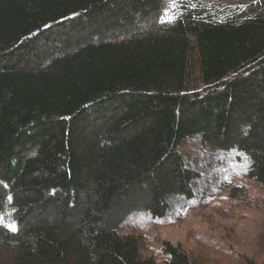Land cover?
<instances>
[{
    "label": "trees",
    "instance_id": "16d2710c",
    "mask_svg": "<svg viewBox=\"0 0 264 264\" xmlns=\"http://www.w3.org/2000/svg\"><path fill=\"white\" fill-rule=\"evenodd\" d=\"M168 2L0 0V264H198L115 217L264 186V0Z\"/></svg>",
    "mask_w": 264,
    "mask_h": 264
},
{
    "label": "rangeland",
    "instance_id": "374dc122",
    "mask_svg": "<svg viewBox=\"0 0 264 264\" xmlns=\"http://www.w3.org/2000/svg\"><path fill=\"white\" fill-rule=\"evenodd\" d=\"M219 1L225 4L231 0ZM182 2L169 0L163 19L181 12ZM211 161L210 156L203 158L194 170L198 174L192 180V186L194 191H200L196 195L203 194L216 181L218 173L225 171ZM203 168L208 170L203 171ZM236 181L248 183L245 196L242 192V197H233L225 189L207 206L189 209L174 219L156 221L148 216L149 208L141 207L122 211L115 220H121L125 230L143 235V252L160 261L166 258L162 247L163 241L167 240L182 246L198 264H264V186L246 177ZM148 185L153 190L159 187L155 179L144 187ZM134 189L140 190L138 186ZM178 205L179 202H174L173 209Z\"/></svg>",
    "mask_w": 264,
    "mask_h": 264
}]
</instances>
